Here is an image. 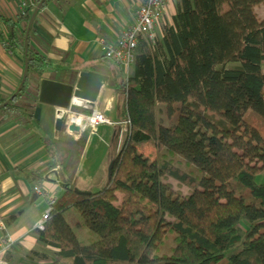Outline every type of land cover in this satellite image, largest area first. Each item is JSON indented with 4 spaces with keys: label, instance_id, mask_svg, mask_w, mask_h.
Listing matches in <instances>:
<instances>
[{
    "label": "trees",
    "instance_id": "16d2710c",
    "mask_svg": "<svg viewBox=\"0 0 264 264\" xmlns=\"http://www.w3.org/2000/svg\"><path fill=\"white\" fill-rule=\"evenodd\" d=\"M260 6L264 0H176L161 39L151 48L139 40L130 76L103 59L113 88L124 95L121 120L130 124L125 142L106 185L89 194L78 193L65 176L64 157L80 153L59 144L58 134L45 142L49 172L57 169L64 193L37 232L41 244L70 264H264ZM26 48L27 78L0 115L38 125L44 109L38 85L49 64ZM52 71L56 81L74 72ZM146 146L162 156L147 159L145 174L133 181V151ZM170 181L189 193L174 190ZM66 212L95 239L80 243Z\"/></svg>",
    "mask_w": 264,
    "mask_h": 264
},
{
    "label": "crops",
    "instance_id": "0c3cea01",
    "mask_svg": "<svg viewBox=\"0 0 264 264\" xmlns=\"http://www.w3.org/2000/svg\"><path fill=\"white\" fill-rule=\"evenodd\" d=\"M22 1L27 6L24 17L20 15L19 0H0V104L9 100L21 83L26 47L48 62L43 79L71 85L81 73L107 77L108 84L100 90L93 108L114 125L99 127L95 134L86 136V141L84 136L77 147L61 144L80 153L77 158L74 155L64 157L67 158L65 176L73 188L81 194L98 192L97 188L104 187L109 180V167L121 151L127 133L119 125L124 122L121 120L124 95L113 88L97 41L115 43L130 26L143 0H45L30 27L26 43L29 20L39 3L37 0ZM175 1H167L151 47L156 39H161V29L171 25ZM255 14L263 19L264 6L257 7ZM10 37H13L11 44ZM54 68L74 72L63 73L58 76L61 80L56 81ZM260 69L264 74V61ZM130 75L131 68L126 77ZM43 107L38 125H25L19 117L4 119L0 115V227L5 228L0 231V241L8 238L14 242L1 257L3 264H70L41 244L34 231L35 225L48 213L49 203L56 202L64 193L56 181L57 169L49 172L51 162L45 147V142L57 138V110ZM37 175L43 176L39 182L33 181ZM96 179L97 186L93 185ZM263 180L264 172L258 177V181ZM35 188L42 192V197L34 193ZM65 220L69 225L75 224L73 232L80 243L88 244L95 239L78 227L77 215L66 212Z\"/></svg>",
    "mask_w": 264,
    "mask_h": 264
},
{
    "label": "built area",
    "instance_id": "2783aa9c",
    "mask_svg": "<svg viewBox=\"0 0 264 264\" xmlns=\"http://www.w3.org/2000/svg\"><path fill=\"white\" fill-rule=\"evenodd\" d=\"M167 1L168 0H143L139 8L135 11L130 26L122 31L115 43H109L105 40L98 39L97 46L99 47L103 59L116 63L121 72L127 76L129 69L133 65L135 50L139 40H143L149 47L152 46L155 29L164 16ZM18 3L20 15L24 17L26 15L27 6L22 0H19ZM4 48H7V45L4 46ZM73 108L77 107L71 106L67 111H57L56 113V122L61 123V129L58 133V140L61 144H64L67 129L70 125H75L80 128V141L83 140L84 136L95 134L101 126L114 125L110 123L104 115L95 110L93 105H84L79 108L89 111L87 115L75 113L72 111ZM119 125L123 127L126 133L128 132L130 127L128 121H124ZM34 193L37 196H43L42 192L36 188L34 189ZM52 204L53 202L49 203V205ZM49 211L50 206L48 213ZM48 213L35 225V232L43 231ZM4 230V226L1 225L0 231L3 232ZM13 246V241L8 238H2L0 241V259ZM0 264H3L1 260Z\"/></svg>",
    "mask_w": 264,
    "mask_h": 264
},
{
    "label": "water",
    "instance_id": "95a60500",
    "mask_svg": "<svg viewBox=\"0 0 264 264\" xmlns=\"http://www.w3.org/2000/svg\"><path fill=\"white\" fill-rule=\"evenodd\" d=\"M45 0H42L34 10L28 24L25 35V43L27 40L30 27L35 20L38 12L41 10ZM27 62H24V71L21 83L15 94L0 108H4L9 102L19 94L22 86L27 78ZM108 84V78L96 73H81L78 75L74 84L66 85L50 80L42 79L38 85L37 102L41 106L54 108L57 111H67L71 106L81 108L84 105H94L97 102L100 90ZM61 123L57 122L55 131L60 132ZM80 128L70 125L67 129L64 145L77 147L80 142ZM111 166L109 167V171ZM109 179V177H108Z\"/></svg>",
    "mask_w": 264,
    "mask_h": 264
},
{
    "label": "rangeland",
    "instance_id": "374dc122",
    "mask_svg": "<svg viewBox=\"0 0 264 264\" xmlns=\"http://www.w3.org/2000/svg\"><path fill=\"white\" fill-rule=\"evenodd\" d=\"M109 119H111L110 117H108ZM164 120H166V116L164 114ZM88 138H86L85 136V141ZM61 144V143H60ZM122 145V144H121ZM135 158L134 164L138 170V173L136 176L132 177L133 181L139 180L142 178V176L145 174L146 172V160L147 159H155V160H159L160 157L162 156V153H158L154 148L151 147H144V148H140V149H135L133 151ZM173 162L180 167L181 170H183L184 172H188L189 168L185 167V165H183L182 163L178 164V160L175 159L173 160ZM173 189L179 191L182 195H186L187 193H189V191L185 188V187H181V186H177L175 183H173L172 181H170ZM93 185L97 186L98 185V181L97 179L94 180ZM98 190L103 189V186H101L100 188H97ZM72 228L76 227L74 223H71ZM85 232V231H84Z\"/></svg>",
    "mask_w": 264,
    "mask_h": 264
}]
</instances>
